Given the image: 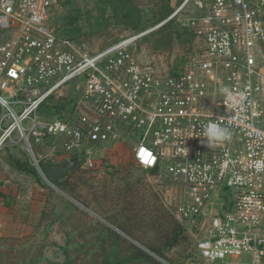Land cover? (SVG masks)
Segmentation results:
<instances>
[{
  "label": "built area",
  "instance_id": "2783aa9c",
  "mask_svg": "<svg viewBox=\"0 0 264 264\" xmlns=\"http://www.w3.org/2000/svg\"><path fill=\"white\" fill-rule=\"evenodd\" d=\"M54 2L0 0V151L91 167L97 146L133 138L134 163L179 186L202 264H264V0H170L163 23L198 44L176 75L140 60L145 32L96 49L59 36ZM65 96L70 114L41 116ZM209 123L230 139L207 146Z\"/></svg>",
  "mask_w": 264,
  "mask_h": 264
},
{
  "label": "rangeland",
  "instance_id": "374dc122",
  "mask_svg": "<svg viewBox=\"0 0 264 264\" xmlns=\"http://www.w3.org/2000/svg\"><path fill=\"white\" fill-rule=\"evenodd\" d=\"M135 1L141 20L155 5L156 10L166 2L171 6L170 0ZM105 6L99 0H55L49 24L61 34L69 31L87 36L84 41L93 49L145 32L135 46L140 60L165 71L174 66L183 67L197 49L195 38L178 39L174 19L169 28L171 40L162 36L159 41V34L154 32L167 17L137 30L135 10L134 19L128 20L120 17L121 11L114 12ZM14 137L18 138L17 132ZM134 144L135 139L126 137L118 145L97 146L93 166L81 164L79 169L69 171L62 180L65 186L52 182L41 168H37L38 179L16 170L10 164L12 154L17 153L13 147L20 148L35 166L23 145L1 150L0 171L5 178L0 184L5 185L7 193L0 191L3 194L0 196V264H20L22 259L26 264H62L66 252L73 258L72 264H102L105 254L113 253L114 248L116 254L112 257L116 261L127 257L130 244L146 250L161 264H202L194 229L175 216V205L181 200L179 186L161 174H150L137 166L132 158ZM34 151L37 159L51 162L68 159L46 158L39 149ZM41 217L54 220L45 233L44 228L37 229ZM178 225L183 238L165 251L167 259L148 250V245L166 246L170 231ZM107 227L120 235L116 244L106 236ZM138 262L123 264H141Z\"/></svg>",
  "mask_w": 264,
  "mask_h": 264
},
{
  "label": "trees",
  "instance_id": "16d2710c",
  "mask_svg": "<svg viewBox=\"0 0 264 264\" xmlns=\"http://www.w3.org/2000/svg\"><path fill=\"white\" fill-rule=\"evenodd\" d=\"M99 1H101L104 5H106L105 6L106 9L111 8V10L114 12L121 11L122 12L121 16L120 15H118V16L124 17V19L127 18L128 20H133L134 19L133 13L135 10L137 12L136 18H138V19H137V21L134 22V28H136L137 30L144 29L145 27H147L149 25L155 24L156 22L163 20L172 11V7L168 4V2H166L165 5L162 6V8L160 7V10H156L157 5H155L156 7H154V8L151 7V10L149 12H146L147 14L146 15L144 14V18L141 20L140 19L141 17H139L140 10H139V8H136V6L138 4L136 3L135 0H99ZM113 14L116 15L115 13H113ZM172 22H173L172 19L164 22V24L161 25L159 27V29L156 30V32H154V33L159 34L158 35L160 38L159 41H162V36H165V37H167L168 40H171L172 32L169 30V28L171 27ZM177 23H175L174 26L177 27V36H178V39L180 41H184V40L191 38V37L195 38L193 33L189 32L185 28H180ZM76 30L78 33L79 29H76ZM54 32L56 34H58L59 36L66 37V38H69V39H72V40L78 41V42L87 40L86 39L87 36L80 37L81 34L70 33L69 31L67 33H64V34L58 33L55 30H54ZM93 33H94V31H92V34ZM182 68L183 67H177V66L175 67L174 66V68H171V70H168V73L171 75H176L182 70ZM72 102H73L72 96L71 97L70 96L61 97L58 100H54L53 98H50L42 104L41 110H40L41 116L48 118V117H52V116L63 117L64 115H68L71 113ZM12 149H13V151L15 149V151L17 153L12 154L13 161L11 160L10 164L16 170L23 172V173H26V174H30L34 178H37L38 177L37 168L34 165L29 163L26 154L20 148L13 147ZM77 159L79 161V164L73 170L79 169L81 164H82V160L79 158H77ZM37 161H38V164L40 165L41 170H43V172L45 173L44 163L45 162H51L50 159L44 160L42 158H39V159H37ZM143 170L147 171V173H150V174H156L157 173L156 169H152V170L143 169ZM68 173H69V171L66 172V174L56 178L55 180H51V181L54 182L55 184H58V185L61 184L60 186H65V183H62V180L65 179V177L67 176ZM2 195L3 194H0V196H2ZM52 222H54V220L48 221L46 217H41L39 219L38 224H37V229L44 228V230H42V232L45 233L46 229L49 226H51ZM121 230L124 231L125 229L121 228ZM170 233H171L170 234L171 236L169 235L167 241L165 242L166 246H164L163 248H157V247L148 245V246H146L148 248V250L158 257L167 259L165 251L167 249L169 250L170 248H172L175 244H177L179 242V240H182V238H183V237H181L182 228L179 225L177 227H175L173 230H171ZM105 234L109 238L111 237L113 239L112 242L114 244H116L120 239V235L114 233L108 227H107V232H105ZM114 250H115V248L112 250L113 253H106L105 254L102 264H123V263L131 262L133 260L139 261L138 263H141V264L142 263L161 264V262L157 261L149 252H147L146 250H144V249H142V248H140L134 244L129 245L128 256L125 258H122L120 261H116L115 258L112 257L113 254H116L114 252ZM22 256H23V254H22ZM19 263L20 264H26V261L24 259H22ZM72 263H73V258L66 252V258L62 264H72ZM49 264H51V262H49Z\"/></svg>",
  "mask_w": 264,
  "mask_h": 264
},
{
  "label": "water",
  "instance_id": "95a60500",
  "mask_svg": "<svg viewBox=\"0 0 264 264\" xmlns=\"http://www.w3.org/2000/svg\"><path fill=\"white\" fill-rule=\"evenodd\" d=\"M78 164V159L71 156L70 158L60 162H45L44 169L47 177L50 180H55L56 178L66 174V172L73 170L76 166H78Z\"/></svg>",
  "mask_w": 264,
  "mask_h": 264
},
{
  "label": "clouds",
  "instance_id": "9594fccd",
  "mask_svg": "<svg viewBox=\"0 0 264 264\" xmlns=\"http://www.w3.org/2000/svg\"><path fill=\"white\" fill-rule=\"evenodd\" d=\"M203 136L206 138L207 146H214L217 143L229 140L231 132L217 123H209L204 128Z\"/></svg>",
  "mask_w": 264,
  "mask_h": 264
},
{
  "label": "crops",
  "instance_id": "0c3cea01",
  "mask_svg": "<svg viewBox=\"0 0 264 264\" xmlns=\"http://www.w3.org/2000/svg\"><path fill=\"white\" fill-rule=\"evenodd\" d=\"M5 178V176L2 174V172L0 171V180H3ZM0 191L3 193H7L6 189H5V185L4 184H0ZM1 204V203H0Z\"/></svg>",
  "mask_w": 264,
  "mask_h": 264
}]
</instances>
